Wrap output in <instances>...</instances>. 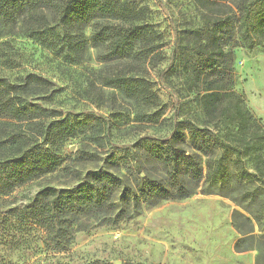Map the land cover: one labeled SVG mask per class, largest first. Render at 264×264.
<instances>
[{
	"label": "rangeland",
	"instance_id": "rangeland-1",
	"mask_svg": "<svg viewBox=\"0 0 264 264\" xmlns=\"http://www.w3.org/2000/svg\"><path fill=\"white\" fill-rule=\"evenodd\" d=\"M116 1L127 5L138 26H146L151 44L157 47L145 56L139 43L138 62L103 61L100 52L104 49L91 40L92 22L57 28L87 41L82 59H76L70 51L61 53L27 34L21 20L0 16V77L22 84L32 74L49 82V91L42 95L46 97H38L37 102L58 114L42 119L41 126L55 119L74 121L80 115L95 120L93 126L58 143L55 154L61 164L56 170L0 196V212L30 204L46 187L72 189L90 174H95L90 176L94 179L106 172L112 181L97 184L103 203L96 204V197L93 208L76 219L68 230L66 249H48L45 232L40 231L20 246L0 242V264H256L255 239L248 240L246 251L236 247L245 235L236 228L232 215L238 210L264 218V179L238 182L234 157L227 156L222 158L223 176L208 180V156L200 150L203 140L190 139L187 127L189 123L203 125L199 93L218 84L240 95L264 128V40L251 47L233 0L223 1L228 4L223 11L231 17L220 33L224 54L216 58L208 76L198 77L199 45L207 44L210 35L206 15L215 18L216 10H204L197 0ZM47 14L51 26L55 25L54 14ZM117 74L134 81L114 83ZM17 125L27 128L33 141L38 137L34 143H42L35 126ZM178 130L185 133V141L173 146L181 144L184 155L197 156L203 170L197 181L184 169L173 171L175 161L166 164L152 158L143 141L149 137L169 140ZM93 135L103 144L94 142ZM243 162L256 172L252 158L244 156ZM181 184L188 196L166 198L156 205L135 196L150 187L177 192ZM254 225L256 236L260 235L263 231L255 221Z\"/></svg>",
	"mask_w": 264,
	"mask_h": 264
},
{
	"label": "trees",
	"instance_id": "trees-1",
	"mask_svg": "<svg viewBox=\"0 0 264 264\" xmlns=\"http://www.w3.org/2000/svg\"><path fill=\"white\" fill-rule=\"evenodd\" d=\"M197 1L204 10L217 12L215 18H212L211 14L206 15L210 35L207 44L199 45V77L200 74L208 76L213 70L216 58L224 54L219 44L220 33L229 25L231 17L223 11L228 5L223 3L226 0ZM231 3L239 15L240 27L248 36L250 46L252 47L259 39L264 40V0H233ZM128 10L127 5L119 4L116 0H0V16L4 20L12 22L21 20L27 34L40 39L51 49L61 50V53L70 51L76 59H82L87 41L77 39L70 33H60L57 28L62 27L66 30L69 26H75L78 21H89L92 22L93 44L104 49L100 52L103 61L121 59L131 63L141 59L140 50H137L139 43L145 50V56L156 51L157 47L150 42L151 32L146 26H138ZM48 12L54 14L55 25L51 26L52 20L48 19ZM114 18L123 21L116 23L112 20ZM27 78L28 82L18 84L0 77V196H8L17 187L56 170L61 164V159L55 154L58 143L80 133L79 130L83 132L86 126H93L95 122L88 115H80L76 116L74 121L55 119L48 125L41 126L42 119L58 114L37 102L38 97H46L42 95L49 91V82L40 75L31 74ZM132 78L117 74L113 82L128 84L134 81ZM198 97L205 115L203 125L189 123L187 128L190 139L203 140L200 150L208 156L207 179L213 182L223 176L225 165L222 158L227 156L234 157L232 161L238 182L264 179V128L243 98L235 91L218 84L205 87ZM17 123H26V126H35L39 129V137H43L42 143H34L38 137L33 141V137L27 133V128L19 126L18 129ZM11 125L12 127H9ZM91 138L94 142L103 144L94 135ZM184 138L185 133L178 130L169 140L149 137L143 141L148 146L152 158L166 164L171 160L175 161L173 171L180 173L184 169L197 181L203 175L197 156L184 155L181 144L179 148L173 146L181 140L184 142ZM45 143L50 144L49 147H45ZM2 151L4 153H1ZM244 156L254 160L256 172L244 166ZM109 157L113 158L114 155ZM101 174H103L101 177L94 179L90 176L95 174H90L86 181L72 189L43 188L30 204L22 207L13 206L7 211H1L0 242L20 246L31 241V237L37 232L44 231L43 237L48 249L57 251L66 249L65 246L69 243L68 230L72 228L76 219L86 215L93 208L91 204H94L96 197L99 198L96 204L103 203L102 195L97 196L99 191L97 184L112 181L108 173ZM114 187L113 184L112 188ZM139 193L140 195L135 196L148 205H156L166 198H182L189 195L187 187L183 184L177 192L163 188L158 191L150 187V190L140 189ZM251 214L253 217L238 210L233 212L236 228L245 235L237 241L236 247L238 251H246L250 246L248 240L255 239L259 250L255 262L264 264L262 222L264 218L255 213ZM254 221L258 224L259 230L263 231L257 236Z\"/></svg>",
	"mask_w": 264,
	"mask_h": 264
}]
</instances>
